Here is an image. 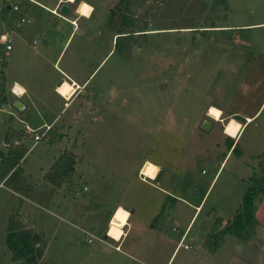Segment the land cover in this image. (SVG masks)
I'll use <instances>...</instances> for the list:
<instances>
[{"label": "rangeland", "instance_id": "374dc122", "mask_svg": "<svg viewBox=\"0 0 264 264\" xmlns=\"http://www.w3.org/2000/svg\"><path fill=\"white\" fill-rule=\"evenodd\" d=\"M21 1L27 8L28 3ZM85 1L93 6L91 18L79 21V31L71 36L57 64L72 79H84L92 73L79 98L64 108L59 114L62 119L37 144L23 135L21 124L12 117L4 116L3 129L0 116V154L6 150L7 128L21 133L18 144L25 154L17 176L28 194L25 199L15 196L5 184L0 187V264H12L4 239L8 217L18 202L24 226L42 237V263L132 264L121 261L105 247L101 236L107 234L118 241L131 210L134 217L144 220L154 207L152 195L157 188L187 198L189 193L199 196L230 149L229 159L223 162L207 191L204 211L195 227L209 208L222 215L232 213L248 185L262 177L264 109L239 136L240 126L233 120L225 124L224 136L222 125L227 118L221 116L222 122H215L205 112L209 105L234 102L241 113L252 115L264 97V29H210L226 24V20L229 24L264 21V0H231L227 5L220 0ZM21 16L31 21L29 16L34 15L25 11ZM10 17L0 15L7 28L12 27ZM22 29L25 42L30 43L25 48L33 54L44 45L43 38L31 30V24ZM121 36L130 37L116 39L115 47V38ZM53 47H48V62L33 57V67L27 70H22L25 57L16 50L7 53L8 82L29 78L35 83L42 81L43 86L63 80L56 93L69 100L77 88L52 69L58 53ZM40 93L44 102L51 104L48 123L62 108V101L45 89ZM87 100L99 110L100 124L89 129L86 122L81 127L76 116L63 123L75 106ZM103 100L110 101L111 112L105 114L107 103ZM44 109L37 104V112ZM30 117L39 122L34 113ZM204 118L215 124L208 133L198 130ZM230 129L236 134L231 135ZM63 151L76 156L75 173L54 189L41 177ZM145 160L149 162L141 166ZM158 173L160 177L155 181ZM140 175L154 180H141ZM261 199L256 197L255 206ZM119 204L127 211L115 210ZM213 224L218 227L220 222L215 219ZM244 237L245 245L251 242L255 252L264 253V230L254 226ZM132 238L131 231L128 240Z\"/></svg>", "mask_w": 264, "mask_h": 264}, {"label": "crops", "instance_id": "0c3cea01", "mask_svg": "<svg viewBox=\"0 0 264 264\" xmlns=\"http://www.w3.org/2000/svg\"><path fill=\"white\" fill-rule=\"evenodd\" d=\"M34 2L39 6L28 4V7L25 9L21 7V12L23 14L25 11H27V13H33L34 16H29L31 21L26 17L24 18L29 21L27 25L31 24V30L36 35L43 38L44 45L40 49L34 50L33 54H30L25 48L29 47L30 43H26L24 40L25 30H21L23 25L15 28L11 20L12 27L7 28L0 20V36H7L9 38L8 44L11 47L10 51L3 50L5 95L3 96V101L0 103V116L3 129V120L5 115L12 117L14 121H18L21 124V127L27 126L30 129H38L43 125L53 126L58 123L60 119H62V115L59 116V114L63 113L64 108L67 107L68 104L74 103L79 98L81 92L85 89L88 79L92 75L91 73L87 78L80 80L72 79L69 78L63 71L58 69L57 64L69 39L72 35L74 36V34L79 31V21L83 20V22H87L91 18L93 6L85 0H74L73 3L67 2L66 0H34ZM64 2L70 7V11L66 17L51 14V11L56 10L57 12L58 6ZM80 2H84L91 8V12L87 18L81 17L77 13L76 7ZM230 2L231 0H225L226 5ZM74 3L77 5L72 7ZM227 8L229 10L230 7ZM43 12L49 16H46ZM1 14L6 15L7 18L11 16L5 9L4 0L0 6V15ZM225 22L226 24L212 26V28H210L211 32H230L252 28L264 29V21L250 24H229L227 23V20ZM31 44L34 45L35 41L32 40ZM53 45V48L56 49L58 53L51 64L52 69L61 74L69 84H75L74 87L77 88L69 100H65L64 98L58 96V93H56L58 82L63 80H59L57 82L54 81L53 83L50 81L43 86H40V82L42 81L35 83L29 78H18L12 80L10 83L8 82L5 75V58L7 57V53L16 50L19 55H22L21 57H25L27 61L23 62L24 66L22 67V70H27L28 68L33 67V57H39L44 62H48L46 53L48 47H52ZM262 57L264 58V55H262ZM101 62L102 61L98 63L93 72L98 68ZM16 86L20 89V94L13 93V89ZM44 89L54 93L62 101V108L48 123L45 122L48 118H50L49 116L52 115V108L50 107V103L46 104V102H44V97L40 93V90ZM15 99L19 100L23 106L20 113H17L10 108ZM103 101L104 103H107L104 106L106 109L105 114L111 112L110 101ZM38 103L42 104L43 108H45L44 111H36ZM98 103H100L99 100L96 104ZM4 105H6L7 108H5ZM99 105L100 104H98V106ZM91 107L94 109L93 112H91ZM210 107L216 108L220 112L219 120H214L215 122H222L221 116H225L227 118L226 122L222 125V135L226 136L224 134L225 124H228L231 120H233L240 126L238 133L239 136L243 128L251 124L253 118L258 114V112L261 109H264V97L261 99L257 110L252 115H244V113L239 111L240 109H238V106L232 102L228 103L226 106L220 104L207 106L205 112L206 116ZM96 109V105L89 103L88 100L84 103H79L65 118H63V123L76 116L79 117L81 121V127L84 125L86 126L87 122L90 124V126L87 127H89V129H93L101 123V117L100 115H97ZM31 113L38 116L39 122L35 123L30 120ZM25 114L27 115L25 116ZM214 125L215 124L213 122V126ZM3 129L2 131H4ZM236 139H234V141H236ZM229 154H231L230 149L226 151L224 158L220 161L218 169L209 182L207 188L205 191L201 190L199 196L189 193L187 198L186 196L184 197V195L175 193L174 191L157 188L156 192H153L152 195V197L155 198L153 201L154 207H152V210L147 213L148 215L145 219L140 220V217H134V210L129 211L125 226L122 228V236L120 239L118 241H114L109 237L108 239H102V235L101 240H105L104 242L101 241L103 245L108 247L115 255L120 256L121 261H127L132 264H264V253L260 252V250L259 252H255L251 246V242H248L245 245L243 241L229 235H225L222 238V244L218 249L208 251L206 248L205 238L209 231L214 228H222L225 223L232 218L237 208L234 209L232 213H228V215H222V213L218 212L217 209L209 208L208 211L206 210L204 213L200 223L194 227L196 219L204 211L203 209L207 199H205L207 191L214 181L223 162L226 159H229ZM145 162L149 161L145 160L141 166ZM158 169L160 168L158 167ZM6 176L0 177V187L4 186ZM156 176L157 179H155V181L158 180L160 174L158 173ZM177 203L181 204L183 207L179 208ZM117 208H122L127 211V209L120 204L115 207V210ZM254 218L256 221V228H258V230H264V199H261L257 203ZM215 219H218L220 222V225H216L218 227H214L213 222ZM151 222L155 223L151 225ZM179 222L181 224H179ZM178 224L181 226H178ZM131 231L133 238L128 240Z\"/></svg>", "mask_w": 264, "mask_h": 264}, {"label": "trees", "instance_id": "16d2710c", "mask_svg": "<svg viewBox=\"0 0 264 264\" xmlns=\"http://www.w3.org/2000/svg\"><path fill=\"white\" fill-rule=\"evenodd\" d=\"M225 5V0H220ZM109 24V23H108ZM127 34V33H119ZM128 38L121 36L115 38ZM0 46V99L4 96V63L2 60ZM120 53V52H119ZM11 122V120L9 121ZM240 130V128H239ZM21 133L8 127L6 132V150L0 154V166L3 170L2 176L7 174L4 184L16 196L28 199L27 190H24L17 176L19 163L25 154V150L18 144ZM76 156L70 151H63L52 164L47 168L41 179L54 189H59L74 173ZM254 185H248L241 202L232 216L231 220L222 228H214L209 231L205 238L208 251L218 249L222 244L225 235L232 236L240 241H244L247 231L256 226L254 218L256 197L264 199V168L262 177L254 180ZM21 204L8 217L6 235L4 239L6 250L10 255L12 264H44L42 263L43 248L42 237L32 228L25 227L19 216Z\"/></svg>", "mask_w": 264, "mask_h": 264}, {"label": "built area", "instance_id": "2783aa9c", "mask_svg": "<svg viewBox=\"0 0 264 264\" xmlns=\"http://www.w3.org/2000/svg\"><path fill=\"white\" fill-rule=\"evenodd\" d=\"M4 3H5V9L7 10V12L12 17L11 20H12V23H13L15 28H18L21 25L29 23V21L26 18L21 16V7H22V1L21 0H4ZM25 3L39 6L38 4H36L34 2V0H25ZM51 14L56 15L57 14L56 10L51 11ZM2 36H4V40L2 42L0 41V44H2L1 46H3V49L5 51H10L11 47L8 44L9 38L5 35H2ZM50 127L51 126L43 125L41 128L34 130V129L28 128L27 126H22L21 131H22L23 135H27L30 137L33 144H37L48 133V131L50 130ZM143 179H144V177L142 176V180ZM146 180L153 181L154 179H152V180L146 179ZM85 191H86V188L83 187L82 192H85ZM73 195L76 196L77 193H75Z\"/></svg>", "mask_w": 264, "mask_h": 264}, {"label": "water", "instance_id": "95a60500", "mask_svg": "<svg viewBox=\"0 0 264 264\" xmlns=\"http://www.w3.org/2000/svg\"><path fill=\"white\" fill-rule=\"evenodd\" d=\"M69 11H70V7L65 2L61 3L57 8V14L60 15L61 17H66ZM3 40H4V36H1L0 41L2 42ZM60 83L61 82L59 81L57 85H59ZM4 107L7 108L6 105H4ZM10 108H12L15 112L20 113L23 109V106L19 100L15 99L11 104ZM212 126H213V122L208 118H204L199 123L198 130L203 133H208L212 128ZM4 144L7 145V142L5 141ZM154 179H157V176H155ZM106 238H107L106 235L102 236V239H106Z\"/></svg>", "mask_w": 264, "mask_h": 264}, {"label": "bare ground", "instance_id": "6f19581e", "mask_svg": "<svg viewBox=\"0 0 264 264\" xmlns=\"http://www.w3.org/2000/svg\"><path fill=\"white\" fill-rule=\"evenodd\" d=\"M67 2H71V3H73L74 2V0H66ZM85 6H87V9H85ZM85 10H87V15H85L84 14V11ZM90 12H91V8H90V6H88L87 4H85L84 2H82L79 6H78V9H77V13L81 16V17H88L89 16V14H90ZM64 81H62L58 86H60L62 83H63ZM20 89L16 86L14 89H13V93L14 94H20ZM213 110H215V111H213ZM218 114V115H217ZM207 115L211 118V119H213V120H216V121H218L219 120V116H220V112L216 109V108H213V107H210L209 109H208V111H207ZM141 176V175H140ZM144 177V179L146 180V179H149V178H146L145 176H143ZM141 180H142V176H141V178H140ZM149 180H152V179H149ZM106 236H107V234H106ZM107 238H108V236H107Z\"/></svg>", "mask_w": 264, "mask_h": 264}, {"label": "snow or ice", "instance_id": "6c2138e0", "mask_svg": "<svg viewBox=\"0 0 264 264\" xmlns=\"http://www.w3.org/2000/svg\"><path fill=\"white\" fill-rule=\"evenodd\" d=\"M85 9H87V6H85ZM84 14L87 15V10L84 11ZM213 111H215V110H213ZM217 115H218V114H217ZM237 127H239V126H237ZM229 131H230V134H231V135H235V134H236V132H235L234 130H231V129H230ZM149 174H151V173H149ZM125 215H126V214H125Z\"/></svg>", "mask_w": 264, "mask_h": 264}]
</instances>
